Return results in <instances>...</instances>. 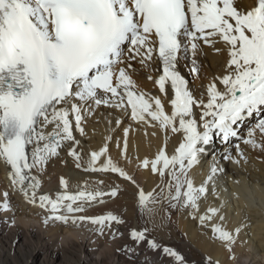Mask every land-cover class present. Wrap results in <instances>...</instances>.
Masks as SVG:
<instances>
[{
  "label": "snow or ice",
  "instance_id": "1",
  "mask_svg": "<svg viewBox=\"0 0 264 264\" xmlns=\"http://www.w3.org/2000/svg\"><path fill=\"white\" fill-rule=\"evenodd\" d=\"M219 42L228 56L224 72L213 77L206 92L197 97L178 69L181 53L186 57L191 51L190 71L198 73L195 57L201 43L219 53ZM154 55L162 74L147 79L154 80L160 93L171 92L170 113L160 97L139 89L132 76V61L139 58L138 63L146 66ZM101 105L118 108L137 123L159 127L166 138L171 132L182 134L183 139L172 154L165 143L154 158L140 161L139 167L161 178V184L148 192L109 154L111 136L89 153L83 171L117 173L137 188L142 210L160 197L173 208L189 209L193 219L231 250L242 229L226 227L221 211L226 202L207 204L201 210L210 194L219 197L215 177L222 169L213 157L209 175L199 186L190 171L207 154L214 134L226 145L239 138L264 151V139L255 138L256 129L264 134V0H254L252 5L239 0H0V159L10 166L11 185L29 203L38 201L40 207L50 208L54 215L49 218L65 225L123 223L111 212L97 217L76 215L86 210L85 204L116 197L118 185L106 192L85 183L71 193L68 180L62 177L64 191L52 198L38 195L41 181L34 174L44 171L65 141L71 142L69 155L76 168H82L80 141L73 129L84 135L87 115ZM194 108L200 109L199 120ZM256 115L262 118L250 126L247 138L240 136L239 125ZM115 123L123 122L117 118ZM131 130V125L123 129L122 148L116 143L125 160ZM235 151L243 157L238 143ZM224 158L234 159L231 151ZM8 197L7 192L0 195L4 211L11 210ZM148 232L146 227L134 229L131 237L151 249H162L178 264H187L182 254L150 239ZM207 261L219 264L211 257Z\"/></svg>",
  "mask_w": 264,
  "mask_h": 264
},
{
  "label": "bare ground",
  "instance_id": "2",
  "mask_svg": "<svg viewBox=\"0 0 264 264\" xmlns=\"http://www.w3.org/2000/svg\"><path fill=\"white\" fill-rule=\"evenodd\" d=\"M239 2L244 5H252L254 0H239ZM216 47L221 48L222 51L217 53L213 47L201 43V50L195 57L199 68L198 73L190 71L193 67L191 51H189L186 57L181 53L178 69L185 79L188 80L190 91L197 97L206 92L207 85L212 81L213 77L222 75L224 72V66L228 59L227 51L223 42L217 43ZM128 55L129 53L125 52V57ZM138 59L137 61H132L135 69L132 73L134 81L139 89L152 96L160 97L162 103L165 105L166 112L170 113L172 110L170 98H173L171 92L167 96L160 93L159 86L154 83V80L147 79L149 75H152L156 79L162 74L161 62L155 55L146 66L138 63ZM166 87H169V85H166ZM203 98L205 101L207 100L206 95ZM194 113L195 118L199 120L200 109L194 108ZM117 118L123 123L116 124ZM260 118H262L260 115H256L240 124L239 135L247 138L250 126L254 125ZM108 121H112V123H108ZM129 125L132 126V130L127 137L128 159L125 160L121 155L124 138L123 129ZM83 127L85 128L84 135H81L75 128L73 129V135L80 141L79 151L83 155L82 168H76L74 158L69 155L71 142L65 141L64 146L59 150V155L49 160L44 171L39 173L34 172L41 181L38 195L49 194L52 198H55L58 193L64 191L60 184L62 177L68 180V191L71 193H75L79 188L84 187L85 183H87L90 189L100 188L106 192L110 191L113 186L118 185L119 193L116 197L104 196L103 203H100L98 199L97 201L85 204L86 210L76 214L97 217L111 212L122 219L123 223L110 222L109 228H111L107 229L110 230L107 233L109 234L107 236L108 239H119L118 233L116 235L115 232H118L122 228L129 231L131 235L132 230L139 231L146 227L149 229V238L155 239L164 247L192 248L196 250L202 255L203 261L201 264H208V257H211L214 261H219V264H264V151L259 148L253 149L251 146L242 143L239 138H235L231 144L226 145L220 136L214 134L212 143L206 146L207 154L203 155L200 163L190 171V176L195 184L199 186L209 175L213 157H215L218 167L222 169L215 177L216 191L220 193L219 197L217 198L210 194L207 201H202L201 210L203 211L207 204L220 206L226 202L225 207L221 210L222 214L226 216V227L229 230H234L237 227H241L242 229L236 237L235 243L232 244L231 250H229L225 242L220 241L218 238H213L210 229L202 227L198 220L192 218L189 214V209H181L179 206L173 208L167 199L160 197L157 203L149 202L142 210L138 202L137 188L121 178L117 173H91L83 171V165H86L89 153L93 150H98L105 144L106 138L111 136L112 140L108 141V147L109 154L113 160L130 175H133L141 188L146 192L151 191L161 184V178L150 170L139 167L140 161L144 158H154L155 154L165 143L167 144V152L172 154L174 149L182 142V134L169 132L166 138L165 133L159 127L137 123L120 109L104 105L95 107L93 114L87 115ZM255 138L257 141H260L264 139V134H261L259 129H256ZM117 141L120 142L121 148H117ZM237 143L243 151V157L235 151V144ZM227 151L232 152L233 160L224 158ZM235 160H239V163H236ZM10 171V166L0 159V195L7 192L11 205V210L6 211L5 216L6 218L10 216L16 218L28 230V232H22L20 236L16 235L15 241L17 238L22 237L25 243H28V238L31 241L33 237H36L33 234V224L38 222L40 217H47L49 219L54 213L50 211V208L40 207L38 201L35 204L29 203L23 193L11 185L9 179ZM99 181H103V183L100 184L98 183ZM209 188L211 190V183L209 184ZM5 224L6 220L0 217V236L4 233L2 225ZM52 225L46 228L45 235H50L53 232L58 237H61L62 241L69 239L71 243L72 241L79 242L81 249L85 251L82 256V259L85 260L84 262L90 261L92 264H105L104 258L108 257L110 264H118L115 261L116 259L111 254L106 253L107 251L105 250L97 254L98 257L95 260L92 258L93 247L88 245L87 242L89 240L86 241V238L90 234L87 232L82 233L81 231L89 228L98 230V228H102L99 225L90 222L69 223L65 225L56 220H54ZM8 233H12V230L9 229ZM1 238L0 241L3 244V239ZM4 240L6 239L4 238ZM39 240H42V236ZM69 240L67 241L70 242ZM131 241H134V244L139 245V247L148 245L146 242ZM5 243H9L8 240ZM46 243L44 242L43 244L42 242L44 249L42 251H46ZM10 246L13 248L14 245L11 243ZM106 246L108 247V245ZM148 247L147 249H149ZM1 251L4 252L2 249ZM180 251L183 250L181 249ZM157 252L156 255L159 256L160 253L157 254ZM138 254L139 252L133 253L135 257H139V261L143 264H149L144 255ZM131 258L134 257L131 256ZM1 260L2 256L0 257Z\"/></svg>",
  "mask_w": 264,
  "mask_h": 264
},
{
  "label": "rangeland",
  "instance_id": "3",
  "mask_svg": "<svg viewBox=\"0 0 264 264\" xmlns=\"http://www.w3.org/2000/svg\"><path fill=\"white\" fill-rule=\"evenodd\" d=\"M5 213L6 211L0 209V217L3 218V220L4 219L6 220V224L2 225L4 233L0 236L2 237L1 239H3V244H1L2 241H0V257L2 256V260L0 261V264H89L90 261L84 262L85 260L82 259L83 258L82 256L84 255L85 251L81 249L79 242L77 243V242L72 241L71 243V240L69 239L67 240H69L70 242H68L67 240L62 241L61 237H58L57 234H54L53 232L50 235H45L46 228L53 226L52 225L54 222L53 219L50 220V218L48 219L47 217H40L38 222L33 224V231H34L33 234H35L36 237H33V240L31 241H29V238H28V243H25V240H23L22 237L19 239L17 238L16 241H15V237L16 235L20 236L22 232H28V230H26L17 221L16 218H13L12 216L6 218ZM46 219H47V222H45ZM109 225H110V222L106 223L105 225H99V227H102V228H98V230L95 228H91V229L89 228V229H83L81 231L82 233L87 232L88 234L91 235V236L88 235V237L86 238V241L89 240L87 242L88 245L93 247L92 258L94 260L98 257L97 254H100L101 252L105 250L107 251L106 253L111 254V256H113V258L116 259L115 261L118 262V264H132V262L133 264L135 262H136L135 264H143L141 261H139L138 256L135 257L133 255L134 252H139L138 255H144V257H146V260L149 261V264H178V262H176L174 258L169 257L166 254H164L162 249L154 250L148 247V245L144 247L143 245L142 247L141 246L139 247V245L137 246V244H134V241L133 242L131 241L133 239L130 235V232L127 230H124V228L119 229L118 232H115L116 235L118 233L119 239L118 238L116 240L108 239L107 236L109 234L107 233H109L110 230H107V229L111 228V227L109 228ZM7 229L12 230V233H8ZM119 232L121 233L119 234ZM24 235L28 237L26 234ZM40 235L42 236V240L44 241L39 240L41 237ZM4 238L6 240H4ZM7 240L9 243L6 244L5 241ZM42 242L43 244L44 242H47L46 243L47 247L45 248L46 251H42L44 250L42 246ZM11 243L14 245L13 248H11L10 246ZM73 243H76V244L73 245ZM106 245H108V247ZM21 247L23 248L21 249ZM147 247L149 249H147ZM1 249L4 250V252H2ZM173 249H175L176 251H178L180 254H182L185 257L187 264H201L203 261L202 255L192 248L183 249V248L178 247V248H173ZM181 249L183 251H180ZM156 252L157 254L160 253L161 255L160 254L159 256L156 255ZM12 253L13 255H11ZM131 256L134 258H131ZM104 259H105L104 260L105 264H110V260L108 259V257ZM90 264L92 263L90 262Z\"/></svg>",
  "mask_w": 264,
  "mask_h": 264
}]
</instances>
